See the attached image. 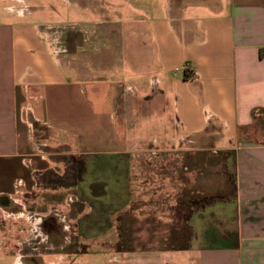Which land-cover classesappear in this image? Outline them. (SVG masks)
Listing matches in <instances>:
<instances>
[{
	"label": "crops",
	"instance_id": "crops-1",
	"mask_svg": "<svg viewBox=\"0 0 264 264\" xmlns=\"http://www.w3.org/2000/svg\"><path fill=\"white\" fill-rule=\"evenodd\" d=\"M16 1L0 15V217L22 221L25 235L0 240V264L78 257L49 208L14 211L68 156L95 175L82 189L86 244L114 251L85 264H264V0H124L116 30L80 12L86 25L34 22L43 11ZM137 155L133 221L132 172L119 166ZM180 191L200 194L182 240ZM39 216L43 233L33 228Z\"/></svg>",
	"mask_w": 264,
	"mask_h": 264
},
{
	"label": "rangeland",
	"instance_id": "rangeland-1",
	"mask_svg": "<svg viewBox=\"0 0 264 264\" xmlns=\"http://www.w3.org/2000/svg\"><path fill=\"white\" fill-rule=\"evenodd\" d=\"M134 0H126L125 3L133 4ZM137 1V0H136ZM26 4L30 5V11L41 12L43 11V15L39 13L38 16L33 18L34 22H44L52 23L58 27V25L62 26L68 24L69 22H73L75 19L82 22L86 25V21L79 15L80 13H89L92 15L93 19L97 20L98 29L102 28H113L114 30L119 29L120 25L123 23L126 10V4L124 5V0H30L26 1ZM21 3L16 0H0V15H4L7 17L9 15V9L14 6H20ZM132 10H136V15H139L137 10L141 9L140 6L130 5ZM128 7V4H127ZM134 8V9H133ZM74 11H78V14ZM36 14V13H34ZM79 17H78V16ZM13 19V18H12ZM158 155V154H157ZM137 163L135 166H131L129 164V158L125 157V163L120 167V174H122L123 169L128 170V172H132V181L131 185V203L130 208L132 210L131 218L134 221H138L139 212L137 211L138 207V155L135 157ZM218 158V157H217ZM133 159V157L131 158ZM59 165L56 169L44 174L39 181V190L34 192L33 194L28 195H20L19 201L23 202V206L19 205L14 208V211H23L24 213H29L30 210H38L45 211L50 208H59V210L66 217L67 229H63L60 226V232L67 239V244L65 250L67 252L77 251L78 257L75 258L71 263L72 264H85L84 259L87 255L94 253L101 254H110L114 251H110L109 249H105L104 246L102 249L96 247V244L90 246V244H86L85 235L90 232L88 229L89 218L91 216V197H84L83 190H88L91 181L95 178L91 176L90 166L85 164V160H81L80 158L73 157H62L59 158ZM186 160L180 163L179 171L180 173H184L186 167ZM130 167V169H128ZM200 169L197 172L201 171V166H198ZM162 170L170 172V164L160 167ZM92 177H94L92 179ZM92 179V180H91ZM53 190H55L53 192ZM186 191H180L179 195V203L180 210L178 212L179 218V232H180V240H182L187 235L186 224L183 222L189 217V207L194 205L195 207L200 201L196 200V197H200L199 193L193 192L192 194L185 193ZM68 195H73V198L76 199L73 203L67 204L65 202V198ZM32 201V202H31ZM37 202V203H34ZM116 204L114 207L116 210H121L122 208V200L116 198ZM169 216V214H167ZM174 216V214H172ZM119 219H121V215H117ZM51 216L49 219H52ZM49 219L45 218L46 223ZM151 220H154L152 217ZM121 224H117V233L115 236V248L122 249V228ZM158 228L167 229L166 231L170 234L171 225L170 224H157ZM43 226L50 227V224H43ZM65 226V224H64ZM138 224H131L132 236L133 233H136L134 236V244L131 245V248H138ZM81 230V242L80 238L76 235L78 228ZM25 224L22 221H18L15 224L8 222L6 219L0 217V240L2 241V246L10 239L19 238L20 234L25 235ZM43 229V228H42ZM78 234V233H77ZM44 235V234H42ZM165 235V232H164ZM51 237V235H49ZM53 236V234H52ZM183 237V238H182ZM6 242H4V241ZM89 241V240H88ZM80 242V243H78ZM133 242V241H132Z\"/></svg>",
	"mask_w": 264,
	"mask_h": 264
},
{
	"label": "built area",
	"instance_id": "built-area-1",
	"mask_svg": "<svg viewBox=\"0 0 264 264\" xmlns=\"http://www.w3.org/2000/svg\"><path fill=\"white\" fill-rule=\"evenodd\" d=\"M76 199L73 198V195H68V197L65 198V202L67 204L73 203ZM15 204V203H14ZM7 208L11 207L9 206H5ZM46 217H50L53 216L55 217L60 224V226L63 227V229H67V224H66V217L65 215L59 210V208H50L47 213H46ZM42 216H39L37 219L41 220ZM65 224V226H64Z\"/></svg>",
	"mask_w": 264,
	"mask_h": 264
},
{
	"label": "bare ground",
	"instance_id": "bare-ground-1",
	"mask_svg": "<svg viewBox=\"0 0 264 264\" xmlns=\"http://www.w3.org/2000/svg\"><path fill=\"white\" fill-rule=\"evenodd\" d=\"M183 15V14H182ZM200 164V163H199ZM90 214V213H89ZM40 220L36 219L35 222L33 223V228L38 232V233H43L42 227L40 226L41 224H38ZM44 236V235H43Z\"/></svg>",
	"mask_w": 264,
	"mask_h": 264
}]
</instances>
